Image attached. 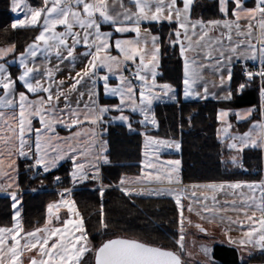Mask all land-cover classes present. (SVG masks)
I'll return each mask as SVG.
<instances>
[{
    "label": "snow or ice",
    "instance_id": "1",
    "mask_svg": "<svg viewBox=\"0 0 264 264\" xmlns=\"http://www.w3.org/2000/svg\"><path fill=\"white\" fill-rule=\"evenodd\" d=\"M198 3L199 0H41L39 6H32L25 0H11V12L25 13L24 19L12 21L11 28L38 27L40 30L18 54L15 44L0 47V175L12 180L7 187L0 184V191L10 197L13 210L11 226H0V264H85L84 258L88 254L94 257V264H187L183 256H191V253L186 252L184 240L186 227L191 226L192 221L184 216L183 189L159 187L137 191L126 185L138 182L139 178L131 180L124 176L117 185L126 196L174 197L180 217L179 238L175 241L177 250L125 238L107 239L96 246L89 239L84 218L76 208L75 201L64 198L70 195L72 189L69 188L62 190L59 201L47 205L43 226L26 230L22 222L23 193L19 190L16 177L5 171L4 157L9 161L7 168L16 175L18 166L14 157L33 161L25 165L27 170L34 172L33 178L49 174L60 161L70 159L72 167L69 176L73 183L99 181V193L103 197L106 188L111 187L102 184L100 171L103 165L112 163L108 141L92 140L89 148L76 149L69 142L81 133L77 131L68 137H60L56 127L63 125L71 130L85 123L110 125L119 122L131 132L134 129L130 115H125L126 111L141 114V125L149 121L157 125L154 101L171 100L179 104V98L171 84L157 83L158 75H162L158 69L165 36L159 32L153 33L150 28H142V25L163 26L167 23L170 28L167 46L173 49L179 47V56L183 60L185 99L206 100L212 95L217 100L228 102L259 79L258 107L217 110L216 119L225 125V138L231 141L227 147L236 153L227 160L222 158L221 162L243 168L245 149L264 150V0H252L251 6L249 0H216L222 18L208 20L193 18ZM105 27L109 30H104ZM215 30H219L220 35L213 37L210 32ZM130 32L135 33L134 38L112 41L114 34ZM233 35L242 39L233 40ZM78 47H83L85 51L77 53ZM113 50L116 55L112 54ZM10 55L12 59H8ZM53 57L56 61L54 65L51 63ZM38 58L42 59V65L36 63ZM81 60L84 66L74 75L70 71L67 77L57 78L65 62L75 70ZM248 61L258 62V67L249 68ZM236 63L242 65L244 80L233 88ZM17 65L18 73L13 75L10 68ZM205 70L211 71L217 78L211 84L218 92L209 93V82L202 75ZM125 71L129 73L128 76L124 75ZM111 75H116L117 84L109 83ZM100 81H103L105 96L118 98V103L99 104ZM198 83L202 84V91L197 90ZM113 111L119 115L105 121L104 116ZM256 112L261 118L253 120L247 132L237 135L229 132L232 128L228 121L230 114H234L239 122L251 119ZM34 121H38L40 127H36ZM92 135L95 136V132ZM99 135H107V129H102ZM145 140L146 143L158 142L177 150L181 148L179 141H155V138L148 136H145ZM60 143L68 145L67 151L54 147V144ZM96 146L99 152L93 157L94 162L87 161L90 170H86L85 164L78 161L77 154L92 156L91 149ZM140 163L147 166L148 182L163 183L161 175H153L154 166L147 159ZM180 163V160L169 162L171 171L164 176L169 185L181 184ZM144 171L142 167L141 172ZM54 179L60 182V177ZM13 184L17 190H10ZM224 186V183L204 185L211 189H223ZM227 186L233 189L246 187L252 193H241L239 207L236 201L231 202V210L244 218L232 220L228 217L230 223L237 225L242 232L236 238L228 236V242L238 245V248L251 245L249 257L255 254V250L264 255V179L236 181L227 183ZM257 190L259 196L256 195ZM207 200V196H203L202 200L194 192L191 193L187 211L209 224L218 216L223 221L225 217L221 213L227 210L216 206L219 202L215 196L212 197V207L205 202ZM61 208L67 209V218L61 219ZM98 223L99 231L106 232L108 224L103 202ZM195 227L201 233L207 231L201 223H196ZM225 234H228V230ZM201 250L208 257V264H216L207 245H201Z\"/></svg>",
    "mask_w": 264,
    "mask_h": 264
},
{
    "label": "trees",
    "instance_id": "2",
    "mask_svg": "<svg viewBox=\"0 0 264 264\" xmlns=\"http://www.w3.org/2000/svg\"><path fill=\"white\" fill-rule=\"evenodd\" d=\"M30 4L39 6L41 0H28ZM252 3V0H249ZM11 0H0V46L15 44L16 53L22 52L25 46L38 34V27H25L13 30L11 23L13 14L10 11ZM221 18L216 7V0H199L194 9L193 18ZM153 33L165 36V44L161 48V64L158 80L173 85L180 93L182 83V59L178 47H168L167 23L144 24ZM174 27V25H173ZM15 73V70H12ZM244 77L235 68L232 82L233 88L243 82ZM102 101V97H101ZM259 104L257 80L252 87L246 88L242 94L234 95L231 101H184L160 102L153 106L157 127L150 132L163 138L176 139L181 143L178 156L181 161L180 179L183 183L218 182V181H250L264 178V150L245 149L243 152V168L226 166L221 160L223 151L216 136L217 110L220 108H242ZM191 117V126L189 125ZM250 120V119H249ZM239 124L244 129L249 122ZM182 126V131H181ZM111 164L100 169L102 184L106 188L103 197L99 188H91V182L74 186L71 197L84 218L89 236L99 232V209L103 202L108 231L122 238L136 239L153 246H161L177 250L175 243L179 238V212L175 201L170 197L126 196L120 188V178L125 174H137L141 167L142 135L139 131H128L125 125L106 124ZM140 128L139 125L136 127ZM64 165L50 171L49 174L35 176L19 168V180L23 189L22 222L26 230L42 225L46 219L47 204L57 198L59 190L72 186L68 169ZM60 177L61 182H56ZM43 182V183H41ZM37 188V191L32 189ZM39 188V189H38ZM13 210L11 199L7 194H0V226L12 223ZM211 256L216 264H264V255L255 253L251 257L241 259L238 249L229 244H215ZM184 257V256H183ZM200 264V263H197ZM208 264V263H203Z\"/></svg>",
    "mask_w": 264,
    "mask_h": 264
},
{
    "label": "crops",
    "instance_id": "3",
    "mask_svg": "<svg viewBox=\"0 0 264 264\" xmlns=\"http://www.w3.org/2000/svg\"><path fill=\"white\" fill-rule=\"evenodd\" d=\"M251 4L252 3L249 2V6H251ZM32 6H34V5H32ZM12 14H13V12H12ZM16 18L17 17L13 14V20L16 19ZM41 23H42V21H41ZM142 28H147V27H145V25L143 24ZM58 30H62V29L58 28ZM104 30L107 31L109 29L105 27ZM210 35L213 36V37L219 36L220 35L219 30L211 31ZM134 37H135V33L134 32H130V33H126V34H118L117 33V34L113 35L112 41L114 42L115 39H117V38H120V39H132ZM237 39H242V38H237L235 35H233V40H237ZM253 42H255V41H253ZM7 46H9V45H1L0 47H7ZM178 50H179V47H178ZM83 51H85V49L83 47H78L76 49L77 53H82ZM112 54L116 55L117 53H116L115 50H113ZM189 55H191V53H189ZM38 57H39V54H38ZM12 58H13L12 55H10L8 57V59H12ZM248 62H253V61H248ZM36 63L42 65L43 61H42V59L38 58ZM51 63L53 65L56 63L54 57L51 59ZM205 63H211V62L210 61H205ZM160 64H161V56H160ZM182 64H183V60H182ZM83 66H84V62H83V60H81V62L76 64L75 70H73L71 68V66L67 62H65V64L62 66L63 71L60 74H58L57 78L61 79V78L67 77L70 71H71L72 75H74L75 71L80 70V68H82ZM13 69L15 70V73L12 72ZM234 70H235V67H234ZM10 71L13 73V75H16L18 73V65L17 66H12L10 68ZM158 71L160 72V67H159ZM125 73H126V76H128L127 75V71H125ZM103 74H104L103 71H101V75H103ZM202 75L209 82L208 83L209 93L211 94V93H214V92H218V89L214 88L212 86V84H211V81L213 79H217L216 77H214L212 75L211 71L205 70L202 73ZM225 75H226V73H225ZM115 78H116V75H111L109 83H111V81L115 80ZM157 83L158 84H164V83H167V82L160 81V80H158V77H157ZM98 87H99V92H101L100 88L103 87V82H99ZM202 87H203L202 84H199V83L196 86L198 91H202ZM156 91L159 92L160 90L156 89ZM176 94L178 95L179 99L184 100V101H188V100L189 101H194V100H196V101H206V100L222 101V100H217L212 95H209L206 100L192 99V98L185 99L183 97V86H182V83H181L180 93L179 94L176 93ZM102 95L103 96H101L99 94V104H111V102H113V101H115V99H117L116 97H106L103 92H102ZM101 97H102V101H101ZM84 99L87 100V96H85ZM164 102H173V101L165 100ZM156 103H160V101H154L153 106ZM258 106H259V104H258ZM81 107H83V105H81ZM249 107H251V106H249ZM249 107H242V108H237V109H246V108H249ZM230 109H233V108H230ZM237 109H233V110H237ZM113 112H115V111H113ZM113 112H111V113H113ZM216 116H217V114H216ZM130 117H131V121H132V128L134 129V131H139L141 133V135H142V156H141L142 158H141V161L145 160V154L143 152L145 136L153 137V138H155V141H179V140H176V139H169V138L159 137V136L151 133L150 131L156 129L157 125H154V126L153 125H148V124L141 125L139 123V121L142 120V117L138 113H132L130 115ZM260 118L261 117H260L258 112L254 113L250 120L247 119V120H249V122L247 123L246 127L244 129H239V124L244 122V121H246V120H242V121L237 122L235 115L234 114H230L229 117H228V121L232 124V128L229 129V132L231 134H233V135L242 134L244 132H247L249 130L253 120H259ZM34 124H35V126H36V124L39 125V123L36 122V121H34ZM112 124H117V123H112ZM121 125H124V124H121ZM137 125L140 126L139 129L136 128ZM83 126H85V124ZM224 126L225 125H223L221 122H219L217 120L216 136H217V139L219 141L221 150L223 151V157L222 158L227 160L228 157H230L231 155H235L236 153H235V150H229L228 147H227L228 143H230L231 141H230V139H226L225 138L227 134L223 132V127ZM82 127H80V128L73 127L71 130H69L66 127H64L63 125H60V126L56 127V132L60 133V135L63 136V137H68V136L72 135L73 133L79 131L81 133V135L79 137L75 138L76 140H78V139H82V137H83V133H82L83 129H82ZM155 143H157L158 149H156L155 151L150 152L151 153V157H149V158L150 159L151 158H153V159L155 158L156 162H151V164L154 166V169H153L154 172H155L154 176L155 175H161L163 183H158V182H154V181L153 182H148L147 180L146 181H139L138 180V182L130 184V185H126V186L133 187L136 190H140V189H143V188H151V187H156V188H159V187H173V188L183 189L182 204L185 206L184 216L186 218H190L191 221H192V225L186 227V233H190L192 235V239L194 241L196 240V244L195 245L197 246V248L200 251H202L201 250V245H207L210 249H212V247L215 244H229V245H232V246H234V247H236L238 249L239 256H240L241 259H242V257H243V259H246L247 257H249L248 256V252L252 250V246L251 245L247 246V248H238V245L228 242V236L236 238V237H239L242 234L241 230L237 227V225L230 223V221L228 220V217H231L232 220H236L238 218L239 219H243L244 217L242 215H238L237 212L231 210V202L232 201H236V205H237V207H239L240 204H241V200H242L241 193L243 192L245 195H251L252 193L246 187H244L242 189H233V188H230V187L227 186V183H232V182H236V181L199 182V183H183V182H181V184H179V185H177V184L169 185L167 183V181L164 179V176H166V174L170 171L169 162L175 161V160H180V158L178 156V152H179L180 149L177 150L175 147H170V151H169L167 145H165V147H163V145L161 143H158V142H155ZM159 144H161V145H159ZM247 149H252V148H247ZM259 150H261V149H259ZM261 151H263V150H261ZM4 159H5V166H4L5 171H8L10 176H15L16 177V180H17V182L19 184V190L23 191V189L21 188V185H20V180H19V168H20L21 163H24V162L28 163V162H33V161L26 160V159H24L22 157H20V158H15L14 157L16 165L18 166V169H17L18 175H16V173L12 172L11 170H9L7 168V165L9 163V161L7 160L6 156L4 157ZM67 160L70 162L69 159H67ZM68 161L60 163L56 168H58L61 165H64V167L67 168L68 172H69V167H67ZM223 164L226 165V166H234V165H232L230 163H228V164L223 163ZM236 166L239 167L238 165H236ZM142 167H144V165H141L140 168H142ZM180 169H181V163L179 165V176H180ZM52 170H54V169H52ZM127 175L128 174H125L123 176L126 177ZM129 179L136 180L137 178H134V179L133 178H129ZM261 179H264V178H261ZM261 179H259V180H250V181H260ZM9 183H12L11 179H9L7 177H4L3 175H0V184H3L5 187H7V185ZM213 183L217 184V185L224 183L225 186H224L223 189H220V188L211 189V188L204 187V185L213 184ZM10 190H17L15 188V184H13V187ZM193 192L197 196H200L202 200H203V196H207L208 200L205 201V202L208 203L210 207L213 206L212 197L215 196L216 201L219 202L216 206L227 210L226 212L221 213V215H223L225 217L224 220L221 221L219 219V216H218L217 219H215L213 223L209 224V223L201 220L195 213H189L187 211V205L190 202L191 193H193ZM0 194H7V193L4 192V191H0ZM256 195L259 196V190H257ZM165 197H170V198H172L175 201L174 197H172V196H165ZM225 201H227L228 203L226 204ZM192 202H193V205L195 206V202L194 201H192ZM60 215H61V219L67 218L66 212H60ZM257 215H259V212H257ZM196 223L203 224V226L207 230L206 233L199 232V230L195 227ZM11 224L9 226H11ZM38 227H40V226H38ZM29 230H31V229H29ZM226 230H228V234L227 235L225 234ZM177 233L179 235V230H177ZM255 253H259V250H255ZM185 258H186V255L184 256V259ZM198 262H200V261H198Z\"/></svg>",
    "mask_w": 264,
    "mask_h": 264
},
{
    "label": "rangeland",
    "instance_id": "4",
    "mask_svg": "<svg viewBox=\"0 0 264 264\" xmlns=\"http://www.w3.org/2000/svg\"><path fill=\"white\" fill-rule=\"evenodd\" d=\"M25 2L26 3H28V4H30V2L28 1V0H25ZM30 5H32V4H30ZM10 8H11V4H10ZM17 18L16 19H24V17H25V13L24 12H15V13H13ZM124 75L126 76V73L124 72ZM100 82H103V81H100ZM119 81H118V79H117V77L115 78V80H113V81H111V85H115V84H117ZM168 84H170V83H168ZM137 87H139V85L137 84ZM100 91L101 92H99V94L101 95V96H103L102 95V92L104 93V91H103V87H101L100 88ZM105 95V94H104ZM169 101V100H168ZM115 103H118V98L117 99H115V101H113V102H111V104H115ZM110 105V104H109ZM132 113H129V112H125V115H131ZM139 114V113H138ZM117 115H119V113H117V112H113V113H109V114H107V115H105L104 116V120L105 121H107V120H109L110 119V117H112V116H117ZM141 117H142V119H143V116L141 115V114H139ZM107 116V117H106ZM131 118V117H130ZM36 122H38V121H36ZM115 123H117V124H121V123H119V122H115ZM148 125H152L151 123H150V121L147 123ZM105 125L106 124H97V125H92V124H87V123H85V126H83L82 127V133H83V137H82V139H78V140H76V139H73V140H71L69 143L74 147V148H76V149H80V150H83V149H87V148H89V145H90V142L92 141V140H96L97 142L99 141V140H104L103 139V137H101L99 134H100V132L102 131V129H104V127H105ZM146 125V124H145ZM154 126V125H153ZM36 127H40V125H37L36 124ZM103 127V128H102ZM81 131V130H80ZM93 132H95V136H93L92 135V133ZM58 133V132H57ZM59 134V136L60 137H63V136H61L60 135V133H58ZM164 140V139H163ZM153 141H151V142H147L146 143V140L144 141V147H143V152H144V154H146L145 155V159H147L150 163L151 162H156V160H155V158L153 159V158H149V157H151V153L150 152H152V151H155L156 149H158V147H157V143H155V142H153ZM159 145H161V144H159ZM163 145V147H165V145L166 144H162ZM54 147H59V148H63L65 151H67V147H68V145L67 144H65V143H60V144H58V145H56V144H54ZM167 147H168V149H169V151H170V147L167 145ZM91 151H92V156H80L79 155V153L77 154V159H78V161L79 162H81V163H84L85 164V168H86V170H90V169H88V164H87V161H89V160H93V157L96 155V154H98V152H99V147L98 146H96V147H92V149H91ZM70 160V159H69ZM65 161H68L67 160V158L65 159V160H62V161H60V163H63V162H65ZM159 161V160H158ZM93 162H94V160H93ZM59 163V164H60ZM58 164V165H59ZM67 167H69V172H70V170H71V167H72V161L70 160V162L68 161V163H67ZM169 168H170V166H169ZM24 169H26L25 168V162H24ZM63 169H65V167L63 168ZM144 169H145V171L142 173L141 172V168H140V171H139V173H137V174H128L126 177L127 178H139V181H148V178H147V172H148V169H147V167H146V165H144ZM27 170V169H26ZM29 171V170H28ZM153 171V175H154V170H152ZM170 171H171V168H170ZM29 172H31V171H29ZM69 172H68V174H69ZM70 177V176H69ZM61 181H62V179H60ZM137 180V179H136ZM60 181V182H61ZM87 182H91V185H92V187L91 188H95V187H100L101 186V182H99V181H92V180H87V181H83V182H80V183H72V186H70V187H63V188H61L60 190H59V193H58V196H57V198L56 199H54L53 201H51V202H49V203H52V202H55V201H59L60 199H61V193H62V189H65V188H69V189H72L74 186H81V185H83V184H85V183H87ZM151 188H156V187H151ZM35 189V191H37V188H34ZM39 189V188H38ZM143 189H147V188H143ZM32 191H33V189H32ZM137 191H139V190H137ZM70 195H71V193H70ZM70 195H66L64 198L65 199H72L73 200V198L70 196ZM147 196V195H146ZM48 203V204H49ZM47 204V205H48ZM77 208V207H76ZM60 212H66V215H67V209L66 208H61L60 209ZM46 217H47V208H46ZM45 222V221H44ZM44 224V223H43ZM43 224H42V226H43ZM41 226V225H40ZM196 232V231H195ZM194 234V233H193ZM111 238H122L121 236H118V235H116V234H112V232L111 231H108V230H106V232H101V231H99L98 233H96L94 236H89V239H90V241H91V243L93 244V245H96V246H98L99 244H101L104 240H107V239H111ZM196 244V240L194 241L193 239H192V235L190 234V233H186V238H185V240H184V245H185V250H186V252H188V253H191V256H188V255H186V258L184 259V257H183V259L187 262V264H197V262L198 261H200V262H203V263H208V257L204 254V252L203 251H200L198 248H197V246L195 245ZM202 252V253H201ZM84 260H85V264H93V256L91 255V254H88V255H86L85 256V258H84ZM206 261V262H205ZM200 262H198V263H200ZM253 264V263H252Z\"/></svg>",
    "mask_w": 264,
    "mask_h": 264
},
{
    "label": "built area",
    "instance_id": "5",
    "mask_svg": "<svg viewBox=\"0 0 264 264\" xmlns=\"http://www.w3.org/2000/svg\"><path fill=\"white\" fill-rule=\"evenodd\" d=\"M247 64H248V67L252 68V69H255V68L258 67V62H247ZM235 68L241 73L242 65L240 63H236L235 64ZM127 75H129L128 72H127ZM257 85H259V79H257ZM30 163H32V162L25 163V165L26 164H30ZM31 174H32V176H34V172L33 171H31Z\"/></svg>",
    "mask_w": 264,
    "mask_h": 264
},
{
    "label": "water",
    "instance_id": "6",
    "mask_svg": "<svg viewBox=\"0 0 264 264\" xmlns=\"http://www.w3.org/2000/svg\"><path fill=\"white\" fill-rule=\"evenodd\" d=\"M111 239H114V238H111ZM125 239H128V238H125ZM93 264H94V257H93Z\"/></svg>",
    "mask_w": 264,
    "mask_h": 264
}]
</instances>
